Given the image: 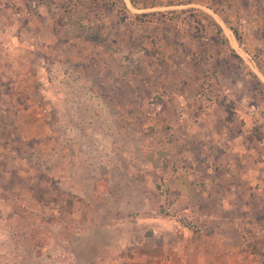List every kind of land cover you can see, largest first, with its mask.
<instances>
[{
	"label": "rangeland",
	"instance_id": "rangeland-1",
	"mask_svg": "<svg viewBox=\"0 0 264 264\" xmlns=\"http://www.w3.org/2000/svg\"><path fill=\"white\" fill-rule=\"evenodd\" d=\"M257 68L264 0H0V264H120L83 231L169 221V198L184 210L141 173L145 158L186 167L152 140H188V112L247 89L264 106Z\"/></svg>",
	"mask_w": 264,
	"mask_h": 264
},
{
	"label": "crops",
	"instance_id": "crops-1",
	"mask_svg": "<svg viewBox=\"0 0 264 264\" xmlns=\"http://www.w3.org/2000/svg\"><path fill=\"white\" fill-rule=\"evenodd\" d=\"M228 37L231 47L236 48ZM190 52L198 56L196 50ZM252 71L264 85V74L258 68ZM254 92L244 90L235 102L213 103L202 114L188 112L189 121L183 128L188 140H180L178 145L175 139L163 144L166 146H161L159 139L152 140L153 156L160 154L159 149H167L174 163L180 161L186 167L177 168L176 163L177 172L171 171L162 162L161 167L149 170L157 161L143 159L141 173L152 172L164 183L163 195L176 196L199 229L183 228L157 213L141 224L137 222L131 234L129 220L116 222L110 217L89 224L83 233L95 236L94 242L109 251L117 245L119 258L113 263L264 264V106L252 103ZM242 104L249 105L243 109ZM175 129L173 126L171 131ZM146 198L145 192L140 195V213L150 210ZM132 209L136 211L132 205L123 208L124 217ZM118 227L121 230L116 235ZM132 246L142 250L139 257L125 256Z\"/></svg>",
	"mask_w": 264,
	"mask_h": 264
},
{
	"label": "built area",
	"instance_id": "built-area-1",
	"mask_svg": "<svg viewBox=\"0 0 264 264\" xmlns=\"http://www.w3.org/2000/svg\"><path fill=\"white\" fill-rule=\"evenodd\" d=\"M180 115L183 116L184 112H180ZM183 170H185V168ZM162 208L165 215L179 226L189 229H199L190 213H187L185 210L180 208L177 201L173 198H169Z\"/></svg>",
	"mask_w": 264,
	"mask_h": 264
}]
</instances>
